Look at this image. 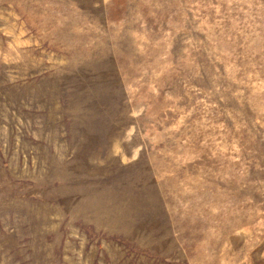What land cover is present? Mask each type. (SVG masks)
<instances>
[{
	"label": "rangeland",
	"instance_id": "rangeland-1",
	"mask_svg": "<svg viewBox=\"0 0 264 264\" xmlns=\"http://www.w3.org/2000/svg\"><path fill=\"white\" fill-rule=\"evenodd\" d=\"M0 264H264V0H0Z\"/></svg>",
	"mask_w": 264,
	"mask_h": 264
}]
</instances>
